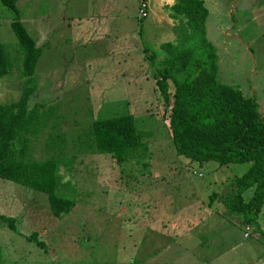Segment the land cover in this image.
I'll return each instance as SVG.
<instances>
[{
    "label": "rangeland",
    "instance_id": "obj_1",
    "mask_svg": "<svg viewBox=\"0 0 264 264\" xmlns=\"http://www.w3.org/2000/svg\"><path fill=\"white\" fill-rule=\"evenodd\" d=\"M140 2H17L19 19L43 49L29 102L57 110L38 134L49 121L57 122V130L48 127L31 138L32 148L38 140L32 157L60 156L46 148L50 132L65 145L59 190L76 204L53 215L47 194L0 177V214L15 220L11 229L0 217V264H264V206L255 220L258 231L220 199L250 162H191L175 152L150 56L160 53L154 43L162 30L151 15L139 16ZM204 4L218 78L253 97L262 111L264 0ZM14 16L0 0V41L16 54ZM17 66L0 77V103L20 96ZM168 90L173 92L172 83ZM128 112L150 135L148 156L117 163L92 152L85 143L89 125ZM253 191L245 192L246 201Z\"/></svg>",
    "mask_w": 264,
    "mask_h": 264
},
{
    "label": "trees",
    "instance_id": "obj_2",
    "mask_svg": "<svg viewBox=\"0 0 264 264\" xmlns=\"http://www.w3.org/2000/svg\"><path fill=\"white\" fill-rule=\"evenodd\" d=\"M18 1L1 0L15 12L11 26L18 39V49L13 54L7 44L0 41V77L17 63L22 89L17 100L0 103V177L47 194L52 214L60 215L67 213L76 199L59 190L60 162L66 164L68 159L61 158L65 145H57L52 135L58 127L56 121L52 125L49 121L45 127H52L45 145L60 156L41 160L32 157L38 140L32 148L31 138L39 139L45 129L38 134L42 123L57 110L54 106L49 109L45 102L33 105L29 102L36 90L35 71L43 49L19 19ZM172 9L176 14L185 15L200 39L196 47L164 43L167 54L156 68L155 84L164 98L175 152L191 162H250L223 201L231 210L242 213L244 225L255 224L264 206V109L261 111L257 101L245 96L240 88L218 78V51L207 36L204 1L177 0ZM167 79L174 86L172 99ZM138 121L130 112L98 119L89 125L85 143L92 152L108 154L117 163L148 156L150 135L141 130ZM252 188L253 196L246 201L244 194ZM0 217L15 229L13 217L5 214ZM255 225L259 231L258 224ZM34 235L28 237L32 239Z\"/></svg>",
    "mask_w": 264,
    "mask_h": 264
},
{
    "label": "crops",
    "instance_id": "obj_3",
    "mask_svg": "<svg viewBox=\"0 0 264 264\" xmlns=\"http://www.w3.org/2000/svg\"><path fill=\"white\" fill-rule=\"evenodd\" d=\"M142 2L146 3L147 14L145 16H141L139 14V9H138L139 16L146 18L147 16L151 15L150 17L151 21L156 23L159 29L162 30V34L159 40L155 41L154 43V46L160 50V53L154 52L150 54L152 59L156 60L155 70H156V77H157L156 68L159 63V60L165 54H167V50L164 48V43L169 42V44H173L175 46L196 47L198 46L200 39H199V35L190 28L188 24V20L185 17V15L176 14L173 11L172 8L177 2V0H141L139 8ZM142 30L143 29L141 28L140 32H142ZM166 83L168 86L169 83H172V82L167 79ZM172 94L173 92L170 95L171 99H172ZM237 177L238 176H236L235 179L233 180L235 181ZM234 181H232L231 185L226 188L227 189L226 193H222L220 195L221 196L220 199L222 201H223V197L233 189ZM261 234H263V232Z\"/></svg>",
    "mask_w": 264,
    "mask_h": 264
},
{
    "label": "built area",
    "instance_id": "obj_4",
    "mask_svg": "<svg viewBox=\"0 0 264 264\" xmlns=\"http://www.w3.org/2000/svg\"><path fill=\"white\" fill-rule=\"evenodd\" d=\"M139 14L141 16H145L147 14V10H146V3L145 2H142L141 3V6L139 8Z\"/></svg>",
    "mask_w": 264,
    "mask_h": 264
}]
</instances>
